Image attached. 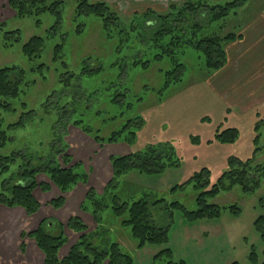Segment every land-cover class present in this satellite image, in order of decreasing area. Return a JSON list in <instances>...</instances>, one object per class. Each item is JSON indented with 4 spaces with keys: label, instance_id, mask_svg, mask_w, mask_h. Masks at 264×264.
<instances>
[{
    "label": "rangeland",
    "instance_id": "1",
    "mask_svg": "<svg viewBox=\"0 0 264 264\" xmlns=\"http://www.w3.org/2000/svg\"><path fill=\"white\" fill-rule=\"evenodd\" d=\"M63 1L62 20L54 35H49V29L56 21L50 12L23 18H17L15 13V19L0 22V67L17 66L24 71L19 96L10 99L13 111L0 110L2 127L20 119L24 125L8 130L7 134L12 139L0 148V153L20 150L30 154L34 163L47 158L59 166H72L86 176V182L79 180L72 189L62 193L48 174L39 172L35 176L37 186L33 194L40 206L35 213L28 214L19 206L0 204V264H44V259L41 261L36 257L37 249L41 250L29 236V232L44 219L47 231L53 234L61 232L59 223L63 226L62 235L67 240L59 250L60 258L67 255V245H73L83 235L94 248H108L111 242H116L132 257V264H167L168 261L174 264H264V230L259 231L255 224L256 219L264 215V179L259 178L264 171L257 172L264 165V105L257 109L259 113L253 111L250 115L221 114L224 106L213 105L215 100L210 96L211 89L207 85L213 72L206 71L202 55L193 47L179 46L180 41L174 42L170 47L174 51L173 56L170 57L168 52L162 53L154 61V55L163 50L159 45L164 46L166 40L160 38L142 43L134 32L128 35L120 33L127 37L121 41L117 34L106 37L100 29L99 18L75 16L76 0ZM99 1L107 3L122 19H127L121 26L125 30H128L135 12L152 9L155 13H164L172 4L180 6L181 3V0H144L149 6L140 9L130 5L132 0ZM207 1L225 4L232 0ZM241 4L234 9L235 15L230 12L226 19L212 21L205 32L238 33L253 16H264V0H248ZM37 20L40 21L38 24ZM76 28L82 31L77 33ZM16 29L20 30L19 41L6 45L4 33ZM32 36H42L45 41L40 55L28 59L22 52V45ZM62 41V52L57 60H53V48ZM142 60L151 62L148 69L140 67ZM84 63L99 71L83 73ZM178 63L184 64L183 73L179 80L173 82L179 70ZM169 71L172 73L165 75ZM65 78H70V87H65L61 81ZM211 78L217 81L215 77ZM95 92L98 95L96 102L91 104L87 101L89 106L85 107L86 94ZM109 94H117L120 100L110 102ZM75 99L79 109L77 114H70V118H79L96 130L103 120L99 131L102 136L119 129L126 120L130 122L129 129L138 125L132 144L123 141L99 143L73 124L64 128L66 117L62 114V107L71 112ZM96 109L100 113L96 114ZM113 115L117 121L110 118ZM258 124L260 129L255 130ZM230 126L239 129L236 141L232 144L216 141L215 130ZM257 133L261 134L256 143L260 150L255 153ZM56 134L64 135L62 142L56 141ZM53 137L55 140L51 142ZM170 145L178 158L177 165L166 166L160 173L133 170L123 174L114 188L123 199L131 201L145 195L152 200L163 197L167 202L177 199L188 209H193L195 193L192 187L185 185L183 191L174 194L170 193V188L203 167L210 171L208 188L211 187L227 169L229 157L244 162L253 156L254 164L247 168V183L252 185L253 180L260 179L259 186L247 191L240 185L220 190L211 199L221 207L218 217L190 220L181 209H174L169 218L165 209L154 207L153 216L158 224L170 223L167 243L161 245L137 247L129 229L121 225V217L113 215L110 204L96 214L92 211L93 205L87 210L82 208L89 190L95 192V199L104 198L108 202L104 189L113 176L111 157L147 148L156 149L163 155L168 153L166 147ZM59 150L62 152L58 153ZM21 163L18 159L8 172L0 174V190L2 182ZM224 183L228 185L227 179ZM44 185L48 188L45 189ZM111 188L112 191L113 184ZM60 196L64 197V204L59 208L53 207L50 202ZM233 204L239 211L227 208ZM71 217L78 218L86 229L80 233L69 229L67 222ZM164 247L170 248V257L163 254L154 259V255Z\"/></svg>",
    "mask_w": 264,
    "mask_h": 264
},
{
    "label": "trees",
    "instance_id": "2",
    "mask_svg": "<svg viewBox=\"0 0 264 264\" xmlns=\"http://www.w3.org/2000/svg\"><path fill=\"white\" fill-rule=\"evenodd\" d=\"M248 0H232L225 4H211L207 0H181L180 6L172 4L170 10L167 12L155 13L152 9L144 10L143 12H135L129 23L128 30L121 28L127 20L121 18L115 11H112L111 7L104 1H90V0H76L75 16H94L101 21V31L106 37H112L117 34L116 37L119 41L123 38H127L124 34L128 35L130 32H134V35L139 42H146L147 40H166L164 46L159 45L160 54L154 55V61L159 59L162 53H169V56H173L174 53L172 44L180 41L179 46L182 44L193 47L197 53L202 55L204 60V66L206 71L211 73L226 62V45L237 38L241 37V28L238 33L228 32L222 35L217 32L206 33L208 26L212 21L217 19H226L230 12L235 15L234 9L241 3ZM63 0H9L8 5L16 13L17 18H23L26 16L39 17L45 12H50L55 15L56 21L49 29V35H54L62 20ZM241 4V5H242ZM40 21L37 20V24ZM3 23V22H1ZM0 23V24H1ZM124 23V24H123ZM1 30V28H0ZM82 31V30H81ZM80 28H76L75 32L80 33ZM193 37V38H192ZM197 37L196 40L194 38ZM164 38V39H163ZM20 30L6 31L3 36V41L6 45L19 41ZM45 38L42 36H32L27 42L22 45V52L28 59H33L40 55L43 48ZM160 41V40H159ZM63 41L58 43L53 48V60L59 58V54L62 52ZM171 47V48H170ZM134 63V62H133ZM150 61L142 60L140 67L144 70L149 68ZM183 63H178V73L174 77L173 82L179 80L183 73ZM98 69H92L86 63L83 64L82 72L85 74H93ZM166 72L165 75L168 76ZM72 76V74H70ZM24 71L17 66H5L0 67V110L11 112L13 111L10 99L17 98L20 92V86L23 82ZM65 87H70V78L61 79ZM167 82H165V86ZM127 90V89H126ZM110 102L119 101V96L109 94ZM120 96H123L121 94ZM117 97V99H116ZM98 98L97 93L86 94V105L94 104ZM76 99L72 102L71 112H67L68 109L63 108L62 114L66 117L63 122L64 128H67L69 124H73L81 128L86 133L93 136V138L99 143H116L123 141L132 144L135 138V131L138 129V125L132 126L129 129V120L125 123L122 122L120 128L111 131L106 136L99 134L103 120H100L99 128H92L83 122L79 118L71 119L70 114L75 115L79 107H76ZM97 110V109H96ZM100 113V110L96 111V114ZM29 114V112H28ZM62 116V115H61ZM62 116V117H63ZM77 116V115H76ZM113 115L110 118L113 121H117ZM107 120V119H105ZM104 120V121H105ZM84 123V124H83ZM2 121L0 120V148L7 145L11 140V136H8V130H15L24 125L23 119L16 122L8 123L6 127H2ZM117 125V124H113ZM108 127V126H106ZM259 124L255 125V130H259ZM106 130V129H105ZM114 130V129H113ZM215 140L223 144H232L239 136V129L235 126H230L222 130H215ZM260 133H257L254 138V144L256 145L254 151H259L257 139L260 138ZM57 142H62V134H56ZM53 137L52 141L55 140ZM194 141V139H193ZM55 143V142H54ZM54 145V144H53ZM168 153L163 155L158 154V150L147 148L145 151L132 152L123 156L111 157V166L113 169L112 179L108 184L111 186L104 189L105 196L108 202L101 199H95V192L89 190L86 196L85 203L82 205L84 210L87 207L93 205V212L96 214L104 209L108 204L112 207L113 215L121 217V225L128 228L130 235L136 241L137 247H142L145 244L161 245L167 243L168 240V227L169 222L166 225L158 224L154 218L153 208L160 206L168 212L170 218L174 209H181L184 215L190 220L213 218L218 217L221 212V207L211 202L220 190L230 189L234 185H240L243 190H253L259 186L260 179L253 180L252 185L247 183V168L254 164V157H249L244 162L235 157L227 158V169L224 170L218 177L217 181L208 188L210 171L208 168L203 167L200 171L194 172L187 180L182 183L175 184L170 188V193L174 194L176 191H183V187L189 185L192 187L195 195L193 197L194 208L188 209L181 201L174 199L169 202L163 197L150 198L148 196L140 197L136 200L128 201L123 199L118 193L116 185L119 184V178L128 173L129 171H138L146 173H160L166 166L172 164L177 165L178 158H176L173 146L166 147ZM62 151L59 150L58 153ZM66 159V156H64ZM174 157L176 159H174ZM21 160V164H18V169L12 173L7 179L2 182L0 190V204L8 207L19 206L22 207L28 214L35 213L40 204L33 194V190L37 186L35 176L39 172H44L50 176L52 183L59 188L62 193H66L74 187L79 180L86 182V176L79 174L74 170L72 166L56 165L55 162L49 161L45 158L39 162H35L31 158L30 154L22 151L12 150L8 154L0 153V174L8 172L10 167L14 165L17 160ZM38 160L37 158H35ZM67 163V161H65ZM69 162V161H68ZM253 163V164H252ZM264 165H262L263 167ZM261 167L257 172L264 171ZM259 178L264 179V172L259 175ZM224 179H227L228 185L224 183ZM47 189L48 186L44 185ZM115 190V191H114ZM104 197V196H102ZM50 204L59 208L64 204V197L60 196L50 202ZM231 211H239V208L235 204L227 207ZM96 218V215H94ZM159 219V218H158ZM161 220V219H160ZM170 221V220H169ZM59 223V222H58ZM60 231L58 234H53L47 231V223L45 219L41 224L33 231L29 232V236L35 240L37 247L44 255V264H102L104 261L107 264H132V257L123 252L116 242H111L109 247H92L89 242L83 237L69 247L68 253L63 258L59 257V250L65 244L66 238L62 235L63 226L61 223ZM255 224L260 230H264V215L256 219ZM67 227L74 232H82L86 229V226L78 218H70L67 222ZM104 246V245H103ZM166 254L168 257L171 255V250L168 247H164L154 255V259L160 255ZM167 264H174L172 261H168Z\"/></svg>",
    "mask_w": 264,
    "mask_h": 264
},
{
    "label": "crops",
    "instance_id": "3",
    "mask_svg": "<svg viewBox=\"0 0 264 264\" xmlns=\"http://www.w3.org/2000/svg\"><path fill=\"white\" fill-rule=\"evenodd\" d=\"M8 1L0 0V22L15 19V12L8 6ZM148 4L144 0H132L130 5L144 9L148 8ZM240 33V38L226 45L225 64L210 73V76L215 77L217 81L210 79V76L207 80L210 82L207 83L208 88L211 89L210 96L215 100L213 105L216 107L223 104L221 114L224 115L235 113L244 116L252 114L253 111L259 113L257 109L264 105L263 14L253 16L241 28ZM71 245H67L68 250ZM36 257L41 261L44 259L43 253L38 249Z\"/></svg>",
    "mask_w": 264,
    "mask_h": 264
}]
</instances>
